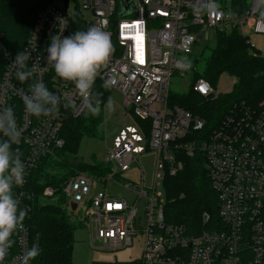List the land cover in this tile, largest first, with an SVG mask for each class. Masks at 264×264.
<instances>
[{
    "label": "built area",
    "instance_id": "2783aa9c",
    "mask_svg": "<svg viewBox=\"0 0 264 264\" xmlns=\"http://www.w3.org/2000/svg\"><path fill=\"white\" fill-rule=\"evenodd\" d=\"M58 1L56 4L53 0L39 11L21 49H33L29 66L35 64L36 73L31 80L21 84L16 79L10 64L16 54L4 51L0 106H10L16 114L21 139L15 147L17 151L24 148L27 173L41 159L55 157L64 143L60 133L66 118L79 114L83 107L73 110L61 106L56 113L37 119L24 110L21 97L31 83L39 80L62 98L79 104L74 87L56 77L47 65L44 51L51 36L70 34L69 16L76 4L85 30L96 26L109 34L113 53L96 81L119 93L120 108L131 123L120 126L112 136L102 162L109 168L107 173L75 171L64 181L62 193L67 206L74 203L75 211L82 213L92 244L97 242L93 248L125 249L132 246L133 237L139 233L143 234V248L133 261L96 264H264V96L256 105L234 104L199 143L184 137L190 130H201L204 119L178 105L167 104L171 76L191 69L178 55L190 54L203 31L237 28L257 49L251 36L264 37V18L254 11V0L243 14L229 13L215 0H130L133 7L125 11L121 0H83L82 5L74 3L71 11L68 6L75 1ZM203 4H210V10L197 15L194 9ZM190 86L203 97L215 98L219 94L200 77ZM136 117L150 119V124H141ZM197 149L205 155L220 223L193 235L184 226L165 220V198L158 187L165 177L182 169L180 153L192 156ZM149 154L153 156L152 183L144 184L140 169L138 183L122 184L135 194L132 204L104 188L92 191L93 185L118 183L121 172L137 163L138 157ZM20 188L15 195L19 202L25 184ZM55 193L54 188L46 186L42 197L54 200ZM141 200L143 210L139 213L137 203ZM203 218L207 220L208 215ZM141 222L144 227L137 228ZM25 248L28 233L23 226L14 236L5 264H20Z\"/></svg>",
    "mask_w": 264,
    "mask_h": 264
},
{
    "label": "trees",
    "instance_id": "16d2710c",
    "mask_svg": "<svg viewBox=\"0 0 264 264\" xmlns=\"http://www.w3.org/2000/svg\"><path fill=\"white\" fill-rule=\"evenodd\" d=\"M52 1L0 0V74L4 68V51L11 55L21 51L37 14ZM215 1L219 8L229 13L243 14L252 0ZM75 6L69 16L70 34L85 30L77 4ZM215 34L216 44L205 59L203 70H194L191 83L200 77L215 88L219 78L227 74L235 79L231 90L219 93L215 98H207L190 86L187 93H169L167 99L168 105H178L204 119L205 125L201 130H190L184 137V140H196L197 143L218 126L234 104L256 105L264 96V56L250 46L247 37L237 28L227 32L217 30ZM94 92L99 93L102 99L99 113L93 115L83 108L77 115H68L60 133L64 141L62 147L55 152V157L41 159L26 175L24 194L20 199V205L26 211L23 225L28 233V247L38 243L41 248V255L32 264H71L74 232L78 225L84 223H75L76 211L67 206L62 185L75 171L105 174L109 170L101 162L87 164L76 157L83 137L103 138L105 122L102 109L109 98V87L96 81ZM136 120L144 125L150 124V119L136 117ZM14 148L24 161V148L18 151ZM178 159L182 169L163 181L165 220L184 226L193 235L211 230L220 220L217 195L205 167V155L197 149L192 156L180 153ZM46 186L55 189L56 199H43L42 191ZM20 191V187L16 188L15 195ZM204 214L208 215L207 220H204Z\"/></svg>",
    "mask_w": 264,
    "mask_h": 264
},
{
    "label": "clouds",
    "instance_id": "9594fccd",
    "mask_svg": "<svg viewBox=\"0 0 264 264\" xmlns=\"http://www.w3.org/2000/svg\"><path fill=\"white\" fill-rule=\"evenodd\" d=\"M210 8V4H203L194 12L199 15ZM254 11L264 18V0H254ZM32 50L26 48L17 52L10 63L21 84L31 80L36 73L35 64L29 66V62L33 61ZM44 51L47 65L56 77L74 87L79 104L74 99L62 98L44 82L37 80L21 97L24 110L37 119L56 113L61 106L73 110L82 106L93 115L98 114L102 99L99 93L94 92V85L100 70L113 53L109 34L96 26L76 30L67 36L55 34L50 37ZM20 139L21 132L13 108L0 106V264H5L14 245L13 238L24 226L26 216L15 196V189L25 184L27 175L26 164L14 148ZM40 255L41 248L34 243L23 250L20 264H32Z\"/></svg>",
    "mask_w": 264,
    "mask_h": 264
},
{
    "label": "rangeland",
    "instance_id": "374dc122",
    "mask_svg": "<svg viewBox=\"0 0 264 264\" xmlns=\"http://www.w3.org/2000/svg\"><path fill=\"white\" fill-rule=\"evenodd\" d=\"M72 1V0H71ZM82 5L83 0H77L71 2L68 6V10L71 11L74 3ZM56 4H59L58 0H55ZM202 37L198 38L193 45L192 52L190 54L180 53L178 58L189 64L191 69L180 70L175 72L170 79L169 90L171 93L185 94L190 88L194 70L201 72L204 68L205 59L209 56L211 50L216 44V34L213 29L205 30L201 33ZM252 40V39H251ZM254 41V40H253ZM256 42V41H254ZM263 51L260 53L264 56V44L262 45ZM235 79L227 74L222 75L215 87V90L219 93H225L231 90V87ZM109 98L102 109L103 119L105 122V128L103 138L98 137H83L79 143L77 158L84 163H102L106 156V150L110 145L112 136L116 133L117 129L127 123H131L129 117H127L120 108V95L115 90L109 88ZM140 169L143 171L144 184L150 185L153 178V156L149 154L147 156L138 157L137 163H133L130 169L120 173L118 183L106 181L102 185H93L92 191L103 189L113 196L124 198L128 203L132 204L135 201V194L130 190L123 187L122 184L138 183ZM164 196V187L161 183L158 187ZM138 211L141 213L143 210V201L137 203ZM74 221L76 224L82 222V213L79 211L74 212ZM144 227V223L141 222L137 225V228ZM74 246L72 251L71 264H96L97 262H121V261H133L138 258L143 248V234L139 233L133 237L132 246L125 249L116 251L98 250L92 247L97 245V242L92 244L90 233L88 229L82 225L77 226L74 232Z\"/></svg>",
    "mask_w": 264,
    "mask_h": 264
},
{
    "label": "water",
    "instance_id": "95a60500",
    "mask_svg": "<svg viewBox=\"0 0 264 264\" xmlns=\"http://www.w3.org/2000/svg\"><path fill=\"white\" fill-rule=\"evenodd\" d=\"M121 6H122L123 11H125L126 9L133 7V2H131L130 0H121ZM121 15H122V13H120V16ZM70 208H71V210H75L76 204L71 203Z\"/></svg>",
    "mask_w": 264,
    "mask_h": 264
},
{
    "label": "crops",
    "instance_id": "0c3cea01",
    "mask_svg": "<svg viewBox=\"0 0 264 264\" xmlns=\"http://www.w3.org/2000/svg\"><path fill=\"white\" fill-rule=\"evenodd\" d=\"M251 39L256 41L255 46L258 51L261 53L263 51L262 45L264 44V37L263 36H251Z\"/></svg>",
    "mask_w": 264,
    "mask_h": 264
}]
</instances>
